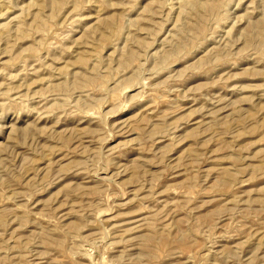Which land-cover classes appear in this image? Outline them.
I'll use <instances>...</instances> for the list:
<instances>
[{
    "label": "rangeland",
    "instance_id": "374dc122",
    "mask_svg": "<svg viewBox=\"0 0 264 264\" xmlns=\"http://www.w3.org/2000/svg\"><path fill=\"white\" fill-rule=\"evenodd\" d=\"M0 264H264V0H0Z\"/></svg>",
    "mask_w": 264,
    "mask_h": 264
}]
</instances>
